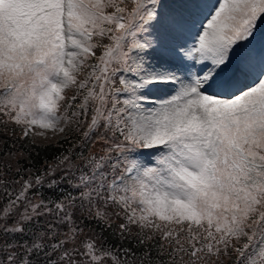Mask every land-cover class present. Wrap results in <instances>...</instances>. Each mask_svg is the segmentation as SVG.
I'll return each instance as SVG.
<instances>
[{
    "label": "snow or ice",
    "instance_id": "1",
    "mask_svg": "<svg viewBox=\"0 0 264 264\" xmlns=\"http://www.w3.org/2000/svg\"><path fill=\"white\" fill-rule=\"evenodd\" d=\"M0 264H264V0H0Z\"/></svg>",
    "mask_w": 264,
    "mask_h": 264
},
{
    "label": "trees",
    "instance_id": "2",
    "mask_svg": "<svg viewBox=\"0 0 264 264\" xmlns=\"http://www.w3.org/2000/svg\"><path fill=\"white\" fill-rule=\"evenodd\" d=\"M36 152L38 154V159L41 161H43L44 159H50L53 155L56 154L55 149H51V148L48 150L37 148ZM97 231H99V229H97Z\"/></svg>",
    "mask_w": 264,
    "mask_h": 264
}]
</instances>
